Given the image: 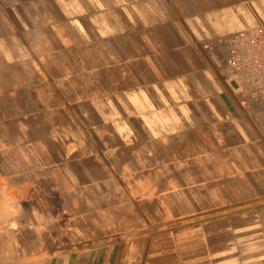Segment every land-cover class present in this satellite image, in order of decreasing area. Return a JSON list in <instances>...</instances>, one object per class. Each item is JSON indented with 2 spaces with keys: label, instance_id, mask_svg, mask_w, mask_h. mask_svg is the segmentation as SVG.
<instances>
[{
  "label": "crops",
  "instance_id": "0c3cea01",
  "mask_svg": "<svg viewBox=\"0 0 264 264\" xmlns=\"http://www.w3.org/2000/svg\"><path fill=\"white\" fill-rule=\"evenodd\" d=\"M264 0H0V264H264V108L223 36Z\"/></svg>",
  "mask_w": 264,
  "mask_h": 264
},
{
  "label": "built area",
  "instance_id": "2783aa9c",
  "mask_svg": "<svg viewBox=\"0 0 264 264\" xmlns=\"http://www.w3.org/2000/svg\"><path fill=\"white\" fill-rule=\"evenodd\" d=\"M226 47V82L252 107L264 108V24L233 31L219 39Z\"/></svg>",
  "mask_w": 264,
  "mask_h": 264
}]
</instances>
